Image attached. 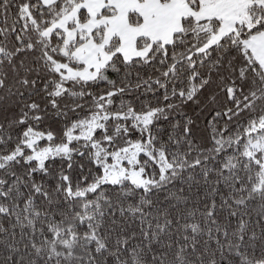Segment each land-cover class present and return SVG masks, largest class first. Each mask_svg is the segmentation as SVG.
<instances>
[{"label": "snow or ice", "instance_id": "6c2138e0", "mask_svg": "<svg viewBox=\"0 0 264 264\" xmlns=\"http://www.w3.org/2000/svg\"><path fill=\"white\" fill-rule=\"evenodd\" d=\"M0 264H264V0H0Z\"/></svg>", "mask_w": 264, "mask_h": 264}]
</instances>
